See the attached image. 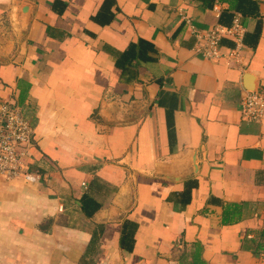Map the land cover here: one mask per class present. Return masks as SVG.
I'll return each mask as SVG.
<instances>
[{
	"label": "crops",
	"instance_id": "1",
	"mask_svg": "<svg viewBox=\"0 0 264 264\" xmlns=\"http://www.w3.org/2000/svg\"><path fill=\"white\" fill-rule=\"evenodd\" d=\"M234 17L220 57L193 52ZM260 88L264 0H0V99L40 175L0 178V264H264Z\"/></svg>",
	"mask_w": 264,
	"mask_h": 264
},
{
	"label": "built area",
	"instance_id": "2",
	"mask_svg": "<svg viewBox=\"0 0 264 264\" xmlns=\"http://www.w3.org/2000/svg\"><path fill=\"white\" fill-rule=\"evenodd\" d=\"M239 27L237 17L233 18L230 26L215 23L203 30L191 26L194 36L193 52L205 59H217L221 56V38L237 34ZM239 43L238 39L237 44ZM227 56H236L235 49H231ZM241 116L247 121H259L264 118V88L245 93L241 101ZM31 134L30 122L23 117L16 105L0 99V178L9 181L21 176L26 182L37 181L40 176L38 173L23 168Z\"/></svg>",
	"mask_w": 264,
	"mask_h": 264
},
{
	"label": "trees",
	"instance_id": "3",
	"mask_svg": "<svg viewBox=\"0 0 264 264\" xmlns=\"http://www.w3.org/2000/svg\"><path fill=\"white\" fill-rule=\"evenodd\" d=\"M123 54V53H122ZM125 54V53H124ZM121 55V54H120ZM126 55V54H125ZM123 55L121 59H124L126 56ZM119 61V60H118ZM124 70V68H122ZM169 126V125H168ZM80 205L81 208L88 214L91 215L93 213V210L97 207L98 204H94L91 208V210H87V207L92 204L93 199L88 194H82L80 197ZM194 249L192 253H190L191 259L188 260L187 257L189 256V253L184 251L182 254H180L178 260L179 264H207L205 260H203L200 257V246L198 244H195L192 246ZM264 249V243H257L255 247V251H258L259 249Z\"/></svg>",
	"mask_w": 264,
	"mask_h": 264
}]
</instances>
